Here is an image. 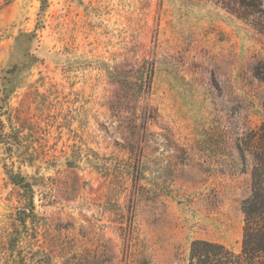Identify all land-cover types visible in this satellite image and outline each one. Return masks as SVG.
<instances>
[{"label": "rangeland", "instance_id": "374dc122", "mask_svg": "<svg viewBox=\"0 0 264 264\" xmlns=\"http://www.w3.org/2000/svg\"><path fill=\"white\" fill-rule=\"evenodd\" d=\"M225 3L0 0V264L240 253L264 34Z\"/></svg>", "mask_w": 264, "mask_h": 264}, {"label": "trees", "instance_id": "16d2710c", "mask_svg": "<svg viewBox=\"0 0 264 264\" xmlns=\"http://www.w3.org/2000/svg\"><path fill=\"white\" fill-rule=\"evenodd\" d=\"M224 6L233 16L264 34L261 0H227ZM258 158L264 164V149ZM252 180L251 194L242 203L244 227L240 253L222 244L197 240L192 243L189 264H264V174L255 172Z\"/></svg>", "mask_w": 264, "mask_h": 264}, {"label": "crops", "instance_id": "0c3cea01", "mask_svg": "<svg viewBox=\"0 0 264 264\" xmlns=\"http://www.w3.org/2000/svg\"><path fill=\"white\" fill-rule=\"evenodd\" d=\"M228 248V247H227Z\"/></svg>", "mask_w": 264, "mask_h": 264}]
</instances>
